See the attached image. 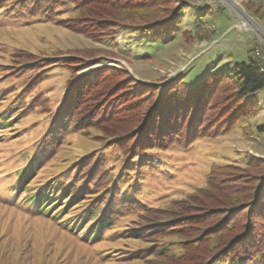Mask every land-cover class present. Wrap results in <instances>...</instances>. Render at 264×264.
Listing matches in <instances>:
<instances>
[{"label":"rangeland","instance_id":"rangeland-1","mask_svg":"<svg viewBox=\"0 0 264 264\" xmlns=\"http://www.w3.org/2000/svg\"><path fill=\"white\" fill-rule=\"evenodd\" d=\"M101 2L98 0L96 5ZM230 2L237 5L238 11L227 0H153L134 11L136 15L132 13L131 19L124 18L122 10L115 18L105 19L90 14L93 6L78 14L57 8L61 19L80 20L82 16L87 26L75 28L73 24L67 27L39 17L17 16L14 9L19 2L0 0V115L9 112L10 117L8 125H0V264H164L168 258L163 262L158 256L161 249H169L178 257L186 253L173 238L157 242L159 238L145 239L120 231L130 225L140 229L146 223L158 224L172 211L181 217L189 215L194 223V218L200 219V205L214 207V201L225 203L240 198L233 191L242 187L244 180L251 183L252 176L259 173L249 164L262 167L264 172V129L258 130L264 126V89L253 95L251 109L255 110L237 128L228 134L201 138L187 150L173 147L154 152L143 163L134 161L125 169L120 168L117 152L105 148L107 139L132 136V129L140 124L150 105L149 97L145 98L149 90L161 91L178 79L192 87L205 74L249 63L256 50L264 52V41L242 18V14L248 16L264 34V0ZM178 7L186 9L169 41H155L132 27L148 21L151 13L161 17ZM109 25L126 27L115 30L110 41ZM99 26L104 28L97 30ZM65 60L74 61V65L69 69L61 67ZM37 61L43 63L28 65ZM52 63L60 67L43 71L42 66ZM104 68L122 74L115 73L105 84L108 90L112 86L114 95L129 94L126 96L130 98L133 90L127 82L133 80L142 88L139 97H123L125 102L115 112L102 113L97 121L92 120L95 128H85L88 124L80 122V129H75L67 117L58 116L59 110L69 101L73 104V98L80 93L75 88L84 78L92 80L95 72ZM92 103L85 105L98 107ZM19 104L24 108L22 113H18ZM204 122L207 131L213 129V123H206V119ZM42 147L47 148V154L41 153ZM98 154H102V167L110 180L103 183L109 188L106 192L113 201L118 197L127 201L133 210L124 218L117 213L118 220L112 228L100 229L99 237L91 240L85 235L87 229H83L92 225L89 219L78 222L75 230L69 218L81 219L88 207L102 202L101 193H94L92 184L79 199L73 200L67 191L54 197L46 205V210L50 209L47 214H42L39 204H29L27 197L45 191L52 183L79 185L70 182L75 162L92 160ZM30 158L34 159L31 165ZM28 166L34 168L33 175L27 185L21 186L18 173ZM229 166L232 168L216 171L207 187L210 172ZM218 177L221 183L216 181ZM175 201L178 202L172 204ZM150 208L163 213L156 215L158 211L153 213L155 209ZM226 212L215 210L211 219L221 222ZM241 217L238 224L235 221L237 226L242 223ZM192 227L196 231L186 237L212 230L205 222ZM256 229L262 230L260 226ZM203 243L197 253L201 257L210 241ZM174 245L178 246L172 250ZM142 250V255H130ZM146 251L154 256L144 254Z\"/></svg>","mask_w":264,"mask_h":264},{"label":"trees","instance_id":"trees-1","mask_svg":"<svg viewBox=\"0 0 264 264\" xmlns=\"http://www.w3.org/2000/svg\"><path fill=\"white\" fill-rule=\"evenodd\" d=\"M6 1L19 2V7L14 9L17 16H34L35 18L39 17V19L47 22L55 21L62 26L67 25L68 27V25L73 24L72 27L80 28L81 25L87 26L86 22L82 20V16L80 20L68 17L61 19V16L57 14L60 11L56 9L66 8L68 13L78 14L88 6H93V10L90 9L89 11L90 14L93 12L95 15L99 14L102 18L113 19V16L115 18L118 16L116 13L122 10L124 18L127 17L131 19V15L134 11L140 9L144 3L147 4L153 0H102L101 3L106 6H103V4L97 6L96 2H98V0H5V2ZM185 9L178 7L165 16L160 15L161 17H158L156 13H151L147 15L149 18L148 21H145L143 24L133 25L132 27L140 29L155 41H169L174 36L175 29L181 18L180 15ZM84 16L88 18L91 15ZM121 27L123 28L126 26ZM121 27L109 25L108 29H110L109 31L111 33L107 36V39L112 41L114 31ZM103 28L104 27L99 26L97 30H102ZM64 62L65 64L61 67H65V69H69L74 65V61L69 62L65 60ZM33 63L28 65L34 66L43 62L39 63L37 61ZM57 65L58 63L44 65L42 66L44 67L43 71H46L48 68L60 67V65ZM19 73H22V71ZM115 73L116 75H122L119 74L117 70L104 68L97 70L92 80L88 77L84 78L79 85L80 87L75 88V90H79L80 93L75 95L76 98H73V104L69 101L65 107L59 110L60 115L58 114V116L62 118L67 117L70 125L75 129H80V122H85L83 125L88 124L85 128H95L96 124H94L95 122H92V120L96 119L97 121V118L100 117L102 113L109 114L115 112V109L119 107L118 105L125 102L122 98L129 95L126 94L123 96V94L120 93L114 95L115 91L110 90L112 86L109 90L106 87L105 84L116 76H113ZM127 83H130L133 90L130 94V98H127L130 100L139 97L138 91L141 86L139 84L137 85L133 80L132 82L129 80ZM263 89L264 77L254 58L251 59L249 63H236L232 66H227L221 72L205 74L201 80L192 87H190L187 82L178 79L161 91L158 88H153V90H149L148 94L145 96V98L149 97L148 102L150 105L143 113L144 115L140 120V124L132 129V136H116L112 139H107L105 141V143H107L105 148L117 152L115 155L119 157L120 168L125 169L130 166L131 162L136 161V163H143L147 158H150L149 156L154 152H166L173 147L187 150L201 138H213L228 134L237 128L242 121L253 113L252 111L255 110L251 109L254 108V106L251 105L253 95ZM2 100H4V98ZM117 100H120V102L118 103ZM89 101L93 102L91 105L95 104L98 107L94 108V106H92L88 108V105L85 104ZM19 105L21 112L19 110L18 113H22L24 108L22 104ZM100 105L105 107L102 109L103 111L98 110ZM214 105H219V107L214 108ZM210 111H212V113L208 114ZM8 113L5 112L0 115V125H8V120L10 118ZM76 117H78V121L74 122ZM205 119L207 121L206 123H213L212 130H206V124H204ZM127 126H130L129 122ZM263 129L264 126L258 127V130ZM119 138L124 140L120 142L119 140L121 139ZM42 148L43 151L41 153H44V155L47 154V148ZM101 155L102 154L94 155L92 160L85 158L83 161L75 162L70 182L74 181L80 186H72L70 184L60 185V182L56 185L52 183L45 191H39L34 195L29 194L27 197L29 204H39L42 214H47L50 209L46 210V205L54 197H60L67 191L69 192V196L74 198L73 200L79 199L83 192L86 191V187L92 184L96 191L94 193H101L100 198L102 202H99L101 204L95 203L91 207H88V210L84 212V216L81 219L79 216H77L75 221L69 218V223L71 228L75 227V230H77V223L87 218L92 225L89 228H86V226L83 228L87 229L85 235L90 236L91 240L99 237L101 234L99 232L100 229H104L105 231L112 228L114 222L118 220V217H116L117 213H120V217L124 218L133 210L130 203H127L125 200L123 201V199L119 197L113 201L112 196L110 197V194L106 192L109 188H106L103 183L107 184L110 180L109 176L106 175L107 170L102 167L104 161L100 157ZM33 160L32 158L29 159L30 165L33 163ZM100 167H102V169H100ZM248 167L255 168L257 171L259 170V173L252 176L251 183L244 180L245 182H243L242 187L233 191L234 194L240 195V198H236L235 200L231 198L230 201L225 203L214 201V207L207 206L206 204L200 205L199 208L202 210L199 214L200 216L198 215L200 219L194 218L195 220H193L196 222L192 223L190 220L192 218H189V215L181 217L177 216L178 213L172 211L169 218L162 219L158 224L152 225L146 223L140 226V229L136 228L138 226L130 225L128 229H123L120 233L123 235L135 234L145 239L147 237L159 238L157 242H162L161 240L167 238H173L186 253L182 257H178L174 256L169 249L165 252L163 249L160 250V248L156 247V249L160 250H158L159 253L162 252V254L158 256H162L163 262L165 258H168V261L164 264H264V172L261 170L262 167L257 165L254 166L253 164H249ZM231 168L230 166L218 168L210 172L206 181L207 187L213 181V175L216 171ZM33 172L34 168L31 166L20 170L17 178L20 183H22L21 186L27 185V181L30 176L33 175ZM220 179L221 178L218 177L216 181L221 183L223 180ZM254 182H258V184L256 185ZM61 183L64 182L62 181ZM202 190L203 189L197 190L196 193H200ZM211 197L212 196H210V198ZM190 198H192V196L188 197L185 201ZM116 201L117 203H115ZM176 202L178 201L172 202V204ZM85 204L87 203H84V205ZM220 209L227 212L221 222H215L211 218L214 217V211ZM154 212H157L156 215L163 213L161 210L156 209L153 210V213ZM233 217H237V219L234 220ZM240 217L242 223L237 226L235 221L239 222ZM188 222L189 224H187ZM200 222H205L209 227H212V230H209L207 234L206 232L202 233L201 236L186 237L185 234L189 235L194 233L195 229L192 227V224H201ZM222 224L223 228L221 227ZM257 226H260L262 230L258 231V229H256ZM183 228L186 229L182 231L181 229ZM253 228H255V231ZM207 241H210V243L209 245L207 244L206 253L204 252L203 257L198 256L197 253L201 249L202 243H206ZM178 245L172 246V250ZM144 251L145 250L137 253L133 252L130 253V255H142ZM190 252L193 254H190ZM147 253L148 251L144 254ZM148 256L154 255L149 254ZM173 258L176 260L171 261ZM177 258L180 259L177 260Z\"/></svg>","mask_w":264,"mask_h":264},{"label":"water","instance_id":"water-1","mask_svg":"<svg viewBox=\"0 0 264 264\" xmlns=\"http://www.w3.org/2000/svg\"><path fill=\"white\" fill-rule=\"evenodd\" d=\"M238 11V10H237ZM242 18L244 19V20H246V22L248 23V25L256 32V34L259 36V37H261L262 38V40L264 41V34H262L260 31H259V29H258V27L256 26V24L248 17V16H246L245 14H242ZM249 20L254 24H251L250 22H249Z\"/></svg>","mask_w":264,"mask_h":264},{"label":"bare ground","instance_id":"bare-ground-1","mask_svg":"<svg viewBox=\"0 0 264 264\" xmlns=\"http://www.w3.org/2000/svg\"><path fill=\"white\" fill-rule=\"evenodd\" d=\"M227 2L228 3H231V7H233L235 10H238V7H237V5L236 4H234L233 2H230V0H227ZM246 21V20H245ZM249 22L252 24V22L249 20ZM255 59V62L258 64V67H259V70H260V72H261V74L263 75V77H264V67H262V64H260L259 62H258V59H256V58H254Z\"/></svg>","mask_w":264,"mask_h":264},{"label":"built area","instance_id":"built-area-1","mask_svg":"<svg viewBox=\"0 0 264 264\" xmlns=\"http://www.w3.org/2000/svg\"><path fill=\"white\" fill-rule=\"evenodd\" d=\"M254 58L258 59V62L262 64V67H264V52L256 50L254 52Z\"/></svg>","mask_w":264,"mask_h":264}]
</instances>
